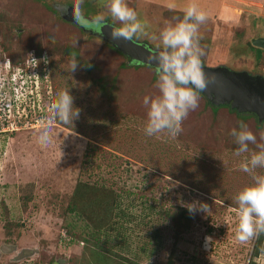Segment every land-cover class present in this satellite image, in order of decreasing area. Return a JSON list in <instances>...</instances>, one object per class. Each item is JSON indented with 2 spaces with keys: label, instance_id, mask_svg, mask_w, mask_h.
Listing matches in <instances>:
<instances>
[{
  "label": "rangeland",
  "instance_id": "rangeland-1",
  "mask_svg": "<svg viewBox=\"0 0 264 264\" xmlns=\"http://www.w3.org/2000/svg\"><path fill=\"white\" fill-rule=\"evenodd\" d=\"M126 2L146 24L147 35L132 40L161 50L152 35L181 19L180 12L193 0H176L175 10L165 6L167 0ZM194 2L208 17L199 28L202 64L264 75V49L256 59L249 42L264 36V10L257 12L241 0H226L230 6L219 0ZM105 3L0 0V66L5 58L14 66L7 56L16 48L38 44L48 53L31 85L23 75L24 87L15 98L25 101L32 86L33 108L27 111L37 112L69 89L80 109L72 126L50 125L53 142L47 146L38 141L40 128L0 134V264H88L79 234L85 220L66 211L75 185L81 190L78 208L86 216L97 217L110 206L106 191L120 197L123 217L116 227L126 241L115 242V232H109L102 264L122 255L134 264H264V234L258 245L259 235L246 243L235 240L239 215L234 197L253 180L239 168L249 154L235 156L238 146L230 135L243 121L260 143L264 121L238 117L225 106L213 112L200 94L199 107L184 120L178 137L146 136L142 101L158 94L157 75L151 67L130 64L96 33L100 26L92 21L120 26ZM69 4L75 5V14ZM83 14L90 21L80 18ZM73 57L79 64L70 73ZM193 202L207 204L206 213L190 214L186 205ZM180 212L188 216L187 225ZM107 249L115 256L109 257Z\"/></svg>",
  "mask_w": 264,
  "mask_h": 264
},
{
  "label": "clouds",
  "instance_id": "clouds-1",
  "mask_svg": "<svg viewBox=\"0 0 264 264\" xmlns=\"http://www.w3.org/2000/svg\"><path fill=\"white\" fill-rule=\"evenodd\" d=\"M165 6L169 10L177 8L176 0H167ZM112 19L119 21L120 26L111 30L114 39L132 40L141 35H147L146 24L142 22L137 12L129 7L126 0H106L104 5ZM207 13L194 2L183 8V17L175 24H167L153 40H159L156 62V87L158 94L144 96L143 105L146 108V123L143 132L148 137H159L167 134L176 138L183 131L182 124L191 111L199 107L200 92L206 90L214 77L205 73L201 57L204 51L200 46V26L206 22ZM103 19V16L100 17ZM34 60V59H33ZM36 65L39 61L34 60ZM47 63V60L44 61ZM79 62L75 57L69 61L68 70L73 73ZM73 96L69 89H62L57 99L48 109V116L40 122L38 141L47 146L53 142L50 125L59 121L64 125H73L80 116V109L74 107ZM235 144L238 146L234 155L243 154L239 164L240 170L251 175L253 183L243 187L236 193L234 200L239 215L235 232V240L246 243L253 237L264 234V174H257L256 169H264V132L260 133V143L257 136L243 122L230 130ZM255 145L256 151L249 148ZM190 214L197 211L206 213L208 205L193 202L186 205ZM209 239L210 238H206Z\"/></svg>",
  "mask_w": 264,
  "mask_h": 264
},
{
  "label": "water",
  "instance_id": "water-1",
  "mask_svg": "<svg viewBox=\"0 0 264 264\" xmlns=\"http://www.w3.org/2000/svg\"><path fill=\"white\" fill-rule=\"evenodd\" d=\"M74 12L71 8V13ZM99 22L100 28L96 33L103 36L130 61L156 68L155 57L160 50H154L142 42L114 39L110 32L115 26L105 21ZM249 42L255 48L264 49V36L250 38ZM203 68L206 74L215 78L206 90L200 92L212 105H228L239 114H254L257 123L264 119V75H253L243 70L234 71L225 66L203 65Z\"/></svg>",
  "mask_w": 264,
  "mask_h": 264
},
{
  "label": "trees",
  "instance_id": "trees-1",
  "mask_svg": "<svg viewBox=\"0 0 264 264\" xmlns=\"http://www.w3.org/2000/svg\"><path fill=\"white\" fill-rule=\"evenodd\" d=\"M69 5H70V6H68L69 8H76L74 4H69ZM84 14L80 18H83L86 21L87 20L86 15H84ZM180 14L183 16V12H180ZM87 21H90V20H87ZM103 21L109 23L105 19ZM92 22L98 23L100 26L99 21H92ZM7 46H9V45H6L3 43L2 47H3L4 52L9 54V51L7 50ZM35 46H37V47H35ZM13 48L15 49V47H13ZM11 49L12 48H10V50ZM16 49H17V51H14V52H13V50H11V52L13 54H9V56H7V57H9L10 62L14 66H17L19 68L25 67V63L27 61H31V60L32 61H34V60L39 61V63L37 65H36V62L34 61V65H35L34 67L35 68L40 67V65L42 64V61L44 60V58H43L44 54L45 55L48 54V53L46 54L47 50L39 48L38 44L33 45L31 47H26V48L24 47L23 49H20V48L19 49L16 48ZM250 50L253 52L254 58L258 59L260 57L261 49L255 48V47L250 45ZM70 52L74 56L76 55L74 51H70ZM128 62L130 64L135 65V66L150 67L148 65H144L141 63H136V62L130 61L129 58H128ZM151 68H153V67H151ZM153 69L155 71V68H153ZM204 99H205V103L210 106V108L213 112H215L217 109V106L212 105L211 102L209 100H207L205 97H204ZM221 106L227 107L229 110L234 112L238 117L253 116L255 118V121H256V117L254 114H251V113L250 114L249 113H247V114L246 113H240L239 114L234 109H230L228 105H219L218 107H221ZM263 121H264V119L259 124H261ZM256 123H257V121H256ZM3 133H5V132H0V134H3ZM82 186L83 185L80 184L81 189H82ZM80 191L81 190L78 188V186L75 185V187L71 193V201H70L69 205H67L66 211L68 213H72L75 217H77L80 220H82V219L85 220V223H83V225H82V232L79 233V234H81L80 236H81L82 244H84L83 249L81 251V256L83 258L87 259L86 261L88 264H102L103 263L104 247L106 245V242H109L112 238L110 235H107L109 232H112V231L115 232V235L113 237L118 238L117 241H115V242L126 241V239H124V237L122 235L123 233L120 232L118 229V228H120V226L116 227V225L119 223V218L123 217V211H122V209H120V197H119V195H116L114 193H112V195H111V191H106V194H108V196L111 197L110 206L106 208L107 210L104 209L102 213L100 212L97 217H94V216L90 217V216H86L84 214V211L83 210L81 211L78 208V198H79V192ZM109 192H110V194H109ZM180 215H182L184 217L185 225H187V222L189 221L188 216L183 212H180ZM113 218H115V219H113ZM65 233L68 236V234L71 233L70 229L65 230ZM66 235H64V237L66 238V240H69V238ZM261 237H262V235L259 234V236L257 237V240H256L257 245L259 244ZM257 245L254 246V253H256V251L258 249ZM109 247L110 246H108L106 248H109ZM109 250H111V249H107V251H109ZM112 254L113 253L111 250V255H109V257L110 256L112 257ZM113 255L115 256V254H113ZM113 258L115 260L112 262V264H134L133 261L130 260V258L124 257L123 255L118 257L117 259H116V257H113ZM119 259L121 261H118ZM108 264H111V263H108Z\"/></svg>",
  "mask_w": 264,
  "mask_h": 264
},
{
  "label": "built area",
  "instance_id": "built-area-1",
  "mask_svg": "<svg viewBox=\"0 0 264 264\" xmlns=\"http://www.w3.org/2000/svg\"><path fill=\"white\" fill-rule=\"evenodd\" d=\"M261 2V8L264 10V0ZM9 66L8 60L5 58L0 66V132L28 129L37 130L41 126L40 122L47 118L49 114L48 109L52 102L47 101L46 106L43 109L37 110V112L27 111L31 107L33 108V104H31L33 102L31 93L32 86L27 89L25 98H28L25 101L19 102V99L15 98V94H19L18 88L22 90L24 87L23 75L26 76V82L30 85L33 82L32 77L35 73L34 61H29V64L25 63V67L23 68ZM19 95H21V92ZM37 104H35V108H37ZM52 124H55V122Z\"/></svg>",
  "mask_w": 264,
  "mask_h": 264
},
{
  "label": "crops",
  "instance_id": "crops-1",
  "mask_svg": "<svg viewBox=\"0 0 264 264\" xmlns=\"http://www.w3.org/2000/svg\"><path fill=\"white\" fill-rule=\"evenodd\" d=\"M216 1V0H215ZM228 1V0H227ZM233 2H239L240 0H232ZM241 1H244V2H246V3H248V2H251V4L252 5H250L251 7L252 6H254L253 8H255V10H257V12L259 11V12H263V9L261 8V7H259L257 4H256V2L258 1V0H241ZM218 2V1H217ZM219 3L220 4H223V5H228V6H230V4H228V2H226V0H219ZM215 4V3H214ZM212 9V8H211ZM261 9H262V11H261ZM181 12H183V11H181ZM256 12V13H257ZM262 16H263V14H261ZM264 17V16H263Z\"/></svg>",
  "mask_w": 264,
  "mask_h": 264
},
{
  "label": "flooded vegetation",
  "instance_id": "flooded-vegetation-1",
  "mask_svg": "<svg viewBox=\"0 0 264 264\" xmlns=\"http://www.w3.org/2000/svg\"><path fill=\"white\" fill-rule=\"evenodd\" d=\"M78 19V18H77Z\"/></svg>",
  "mask_w": 264,
  "mask_h": 264
}]
</instances>
